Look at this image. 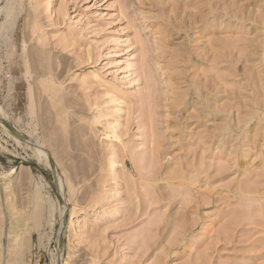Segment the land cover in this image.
Instances as JSON below:
<instances>
[{"label":"rangeland","instance_id":"1","mask_svg":"<svg viewBox=\"0 0 264 264\" xmlns=\"http://www.w3.org/2000/svg\"><path fill=\"white\" fill-rule=\"evenodd\" d=\"M7 2L2 264H264V0Z\"/></svg>","mask_w":264,"mask_h":264},{"label":"bare ground","instance_id":"2","mask_svg":"<svg viewBox=\"0 0 264 264\" xmlns=\"http://www.w3.org/2000/svg\"><path fill=\"white\" fill-rule=\"evenodd\" d=\"M10 0H8V2H9ZM7 2V3H8ZM10 3V2H9ZM8 3V4H9ZM8 4H6V6L8 5ZM53 5V0H50V6H52ZM8 6H10V4L8 5ZM14 6V5H13ZM7 8V7H6ZM12 9H14V7L12 8ZM16 9V8H15ZM13 11V10H12ZM12 11H11V9L10 8H8V9H5V13H4V15H5V17H6V19H8V17L9 16H11V15H15L14 13L16 12V10H14V13H12ZM16 16H17V14H16ZM6 19H5V21H6ZM10 20H7L6 22H7V24H9V26H11V22H12V20H11V18H9ZM13 23V22H12ZM8 26V25H7ZM8 26V27H9ZM3 28H4V26H3ZM3 31V30H2ZM39 49V48H38ZM39 54V53H38ZM36 55H37V53H36ZM35 57H37V56H35ZM38 58H39V56H38ZM40 59V58H39ZM27 62V61H26ZM28 64H30L29 62H28ZM27 69V68H26ZM51 70V69H50ZM36 72V71H35ZM39 72V71H38ZM41 73V72H40ZM52 75V74H51ZM44 86V85H43ZM43 89V88H42ZM45 89V88H44ZM51 89V88H50ZM41 90V89H40ZM53 90H55V89H53ZM45 91V90H44ZM57 91V90H56ZM55 91V92H56ZM51 92H52V90H51ZM58 92H59V90H58ZM54 94V93H53ZM59 95V94H58ZM57 95V96H58ZM31 97V96H30ZM35 99V98H34ZM51 100V99H50ZM51 101H53V100H51ZM51 101H50V103H51ZM55 104V103H54ZM57 106V105H56ZM2 111H3V109H2ZM4 115H5V113H3ZM3 118V116L2 115H0V120ZM114 121V120H113ZM4 123H6V126H8L9 128H7V131L9 130V131H13V130H10V129H12V125H10L8 122H6V121H3ZM60 122V121H59ZM111 125L113 126V128L115 127V122H112L111 123ZM8 131V132H9ZM17 132H15V133H12V132H9L8 134L10 135V136H12V137H14V138H17L18 136H16L17 134H16ZM20 136V135H19ZM36 143V142H35ZM42 143V142H41ZM41 143H37L36 144V146H35V148H34V153L36 154V156L38 157V158H35V159H39V160H45L47 163H48V165H49V167H53V169H55V166H54V160H57L56 158H54V160H53V157L51 156V154L50 153H48L44 148H43V146H42V144ZM57 153V152H56ZM56 153H55V155H56ZM58 155V154H57ZM54 156V155H53ZM34 157H35V155H34ZM58 157V156H57ZM60 159V158H59ZM43 163V162H42ZM4 186V185H3ZM3 186H1V187H3ZM7 186H9V185H7ZM6 188V187H5ZM8 189V188H7ZM6 191V190H5ZM39 195H38V197H39V199L40 198H43L42 197V195L40 194V192L38 193ZM48 199V198H47ZM49 201V200H48ZM47 203H49V202H46V204ZM50 204H51V202H50ZM48 206H49V204H48ZM52 208V207H51ZM52 210V209H51ZM62 214V213H61ZM24 222L25 221H23V219H21V218H17V219H13V220H9L8 222H7V226H6V228L3 230V229H0V245H1V239H2V237H6L7 239H8V241H10L11 243L9 244V245H11V247L13 246V242H15V243H17L19 246L20 245H22V242L19 244V242L18 241H20V239L17 241V237H18V235L19 236H21L20 235V232H19V230H20V228H22L23 226H24ZM23 238V237H22ZM8 245V246H9ZM16 245V244H15ZM1 248V247H0ZM13 248V247H12ZM14 249V248H13ZM12 250V249H11ZM0 251H1V249H0ZM8 253V252H7ZM10 253L12 254V251H10ZM9 253V254H10ZM10 254V255H11ZM8 255V254H7ZM8 256H6V259L4 258V264H15V261L12 259V257L10 256V258L8 257ZM2 254H1V252H0V264H2Z\"/></svg>","mask_w":264,"mask_h":264},{"label":"water","instance_id":"3","mask_svg":"<svg viewBox=\"0 0 264 264\" xmlns=\"http://www.w3.org/2000/svg\"><path fill=\"white\" fill-rule=\"evenodd\" d=\"M53 175H57V170L56 169H51ZM57 177V176H56ZM60 202H61V205L62 207H65V201H64V197H60ZM63 218V216H62ZM56 264H61V257H60V248L58 246V251H57V257H56Z\"/></svg>","mask_w":264,"mask_h":264}]
</instances>
